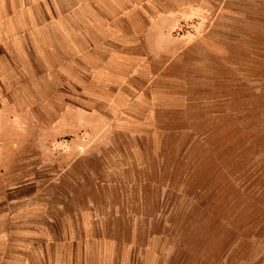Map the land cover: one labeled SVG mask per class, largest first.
Here are the masks:
<instances>
[{"label": "crops", "instance_id": "crops-1", "mask_svg": "<svg viewBox=\"0 0 264 264\" xmlns=\"http://www.w3.org/2000/svg\"><path fill=\"white\" fill-rule=\"evenodd\" d=\"M152 8L140 0H0V264H171L169 239L150 259L130 255L138 230L151 233L133 220L159 214L138 205L156 181L116 178L119 169L153 168L152 151L137 155L155 104L141 97L148 85H164L170 53L150 69L138 29L119 28ZM162 25L158 32L169 29ZM120 184L139 189L130 209L110 192ZM123 210L132 219L126 232L107 220ZM256 232L264 225L244 231ZM260 245L264 238L242 259L261 258Z\"/></svg>", "mask_w": 264, "mask_h": 264}, {"label": "rangeland", "instance_id": "rangeland-1", "mask_svg": "<svg viewBox=\"0 0 264 264\" xmlns=\"http://www.w3.org/2000/svg\"><path fill=\"white\" fill-rule=\"evenodd\" d=\"M141 1L153 8L138 11L137 25L119 28L138 29L137 49L148 52L150 69L170 56L164 85H148L141 97L155 104L137 155L142 160L152 151L153 168L116 171L122 181L146 175L156 181L144 187L138 205L159 214L133 220L151 233L138 230L139 248L130 255L150 259L169 239L176 253L171 264L264 262V245L261 258L242 259L244 249L253 253L264 238L244 233L264 225V0ZM163 23L169 29L158 32ZM148 32L152 41L144 40ZM119 157L113 162L121 163ZM138 190L120 184L110 192L130 209ZM126 211L108 224L120 223L126 232L132 221Z\"/></svg>", "mask_w": 264, "mask_h": 264}]
</instances>
